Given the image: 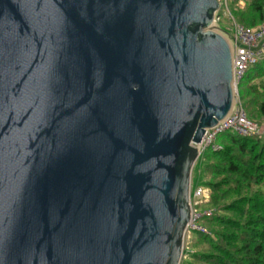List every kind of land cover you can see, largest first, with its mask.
<instances>
[{
	"label": "water",
	"instance_id": "obj_1",
	"mask_svg": "<svg viewBox=\"0 0 264 264\" xmlns=\"http://www.w3.org/2000/svg\"><path fill=\"white\" fill-rule=\"evenodd\" d=\"M218 0H0V264H180L200 144L236 104Z\"/></svg>",
	"mask_w": 264,
	"mask_h": 264
},
{
	"label": "trees",
	"instance_id": "obj_2",
	"mask_svg": "<svg viewBox=\"0 0 264 264\" xmlns=\"http://www.w3.org/2000/svg\"><path fill=\"white\" fill-rule=\"evenodd\" d=\"M239 1L231 0L235 5ZM232 16L241 26L256 27L264 23V0H251L243 10H234ZM261 74L264 60L250 67L238 85L242 95L256 102V110L249 111L243 98L244 112L254 123L252 118L264 122ZM217 142L221 148L207 151L193 169L195 186L208 189L210 194L201 208L210 210L211 216L197 223L207 233L192 232L197 244L205 249L184 253L180 264H264V138L225 133Z\"/></svg>",
	"mask_w": 264,
	"mask_h": 264
},
{
	"label": "built area",
	"instance_id": "obj_3",
	"mask_svg": "<svg viewBox=\"0 0 264 264\" xmlns=\"http://www.w3.org/2000/svg\"><path fill=\"white\" fill-rule=\"evenodd\" d=\"M220 9L223 5L226 6L227 0H218ZM219 9V11H220ZM230 25L232 26V37L226 33H221L217 24L220 20V13L215 17V25L217 32L225 38L231 51L233 81L237 88V83L241 80L247 70L256 65L261 60H264V23L248 28L237 24L232 17H230ZM229 133L239 137L259 136L261 130L258 125L250 121L243 108L235 104L226 118L218 122L214 127L207 129L202 137L200 144H193L192 146L198 151V160L207 151L216 152L221 147L217 142L220 135ZM197 160V161H198ZM197 163V162H196ZM190 223L184 236V243L187 235L192 232L199 231L206 234L207 231L198 226V221L202 217L211 216L210 210L200 211L203 204L209 201V190L201 186H192L190 188ZM183 243V249H184Z\"/></svg>",
	"mask_w": 264,
	"mask_h": 264
},
{
	"label": "rangeland",
	"instance_id": "obj_4",
	"mask_svg": "<svg viewBox=\"0 0 264 264\" xmlns=\"http://www.w3.org/2000/svg\"><path fill=\"white\" fill-rule=\"evenodd\" d=\"M244 7L245 6H242L241 8H239V7H237V5L230 3V0H227L226 6L223 5L219 11L220 20L218 21L217 26L221 30V33H226L230 37H232V26L230 25V21H229L231 19L230 17L233 18L232 13L234 10H236V9L243 10ZM259 76L263 79L262 81H264V74H261ZM239 82L237 83V88H236V104L240 105L243 108V110H245L246 107H244V105H243V102H244L243 98H244L245 102H247V107H248L249 111L256 110V102L254 101V99L251 100L250 99L251 96L242 95L243 94L241 92L242 88L238 86ZM259 84H260V79L257 78V80H256V87L257 88H259ZM247 114H248V112H247ZM252 119H253V121H255L258 124V127L261 130V134L257 137H260L261 139L264 138V122H262L260 119L259 120L258 119L255 120V118H252ZM192 175H193V172H192ZM194 177L195 176L193 175V180H191L193 187H195V185H196L195 184L196 180ZM209 199H210V195H209ZM202 210L203 209L200 208V211H202ZM204 249H205L204 245L197 244L196 237L194 236V234L191 233V234L187 235V237L185 239L182 260L185 257L184 253H187V252L191 253L193 251H203Z\"/></svg>",
	"mask_w": 264,
	"mask_h": 264
},
{
	"label": "crops",
	"instance_id": "obj_5",
	"mask_svg": "<svg viewBox=\"0 0 264 264\" xmlns=\"http://www.w3.org/2000/svg\"><path fill=\"white\" fill-rule=\"evenodd\" d=\"M250 1L251 0H241L236 5H237V7L241 8L242 6H245L247 2L249 3ZM230 3H232L231 0H230Z\"/></svg>",
	"mask_w": 264,
	"mask_h": 264
}]
</instances>
